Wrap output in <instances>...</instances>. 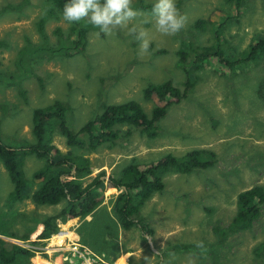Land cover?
I'll use <instances>...</instances> for the list:
<instances>
[{"label": "rangeland", "instance_id": "1", "mask_svg": "<svg viewBox=\"0 0 264 264\" xmlns=\"http://www.w3.org/2000/svg\"><path fill=\"white\" fill-rule=\"evenodd\" d=\"M20 1L0 0V40L7 44L0 50V73L11 75V79L26 40L32 44L40 41L34 21L41 13V0H30L21 13L1 14L5 5H17ZM152 3L153 0H133L134 9L141 15L132 22L148 29L152 39L150 56L139 55V43L124 28L106 35L86 21L67 23L61 15L54 22H47L44 28L47 46L56 47L58 37L71 44L76 35L70 29L81 26L86 27L84 48L72 56L44 55L39 65L34 63L35 77L21 80L26 102L13 86L0 84V129L18 142V137L30 139L32 109L57 100L70 107L66 124L75 132L93 115L100 114L103 105L132 100L148 113L151 103L143 99L146 87L169 77L175 86L181 87L183 74L176 66L174 50L185 27L174 36L161 35L155 29L151 13L138 9L140 4H149L151 8ZM238 4L225 0H176L177 8L187 18L186 28L198 18L218 13L215 16L223 24V32L217 45L235 49V54L225 56L226 61H239V53L251 36L264 35V0H240ZM194 35L191 43H211L209 33ZM230 70V75L221 71L211 75L208 68L196 73L201 78L185 99L167 109L158 123L160 135L154 140L133 129L129 137L119 139L111 148L102 147L87 155L90 174L86 179H90L101 171L105 177H116L117 171L132 159L137 164H146L163 154L180 157L194 149L214 154L215 163L210 168L164 177L162 191L154 194L139 213L150 235L143 234L138 227L121 230V244L110 239L106 249L89 240L97 247L93 252L104 262L116 264L123 258V264H128V259H131L129 264H189L190 260L192 264H264V203L251 229L233 234L222 244L212 232L214 227L224 229L228 225L239 192L254 186L264 187V157H259L264 155V88H258L264 87V61L248 65L247 71L240 63ZM63 141L54 134L53 143L61 151L66 150ZM42 164L34 156H26L21 162L23 178L30 182L31 174ZM7 188L10 183L0 166V211L6 210L3 198ZM110 190L105 191L103 203L94 210L96 216L100 210L109 208L112 195L118 193ZM34 206L29 198L15 203L12 210L16 219L8 232L26 234L43 218L56 214L64 203ZM62 226L58 225L57 229ZM85 226L79 219L69 223L61 229L57 241L64 236L75 239L72 233L84 235ZM72 228L71 233L68 230ZM198 241H203L206 250L196 248ZM259 244L263 246L258 247ZM175 247L190 249L175 251ZM255 253L260 256L255 257ZM28 264L46 262L36 257Z\"/></svg>", "mask_w": 264, "mask_h": 264}, {"label": "trees", "instance_id": "2", "mask_svg": "<svg viewBox=\"0 0 264 264\" xmlns=\"http://www.w3.org/2000/svg\"><path fill=\"white\" fill-rule=\"evenodd\" d=\"M225 1L227 3L234 1L237 6L240 2V0ZM66 2L67 0H41V13L34 21L40 41L32 44L26 40L19 57L16 58V71L12 75L14 79H11L9 74L0 73V84L6 87L13 86L24 102H26V90L21 86V80L28 76L35 77L34 63L35 66L39 65L44 55L59 53L72 56L84 48L86 27L81 26L70 29V33L76 35L75 40H70L71 44H65V39L62 38L60 41V37L56 47L46 44L45 24L54 22L55 18L62 14ZM29 3L30 0H21L17 5H5L1 8V14L21 13ZM149 8V4L138 6L142 11ZM45 9H47L46 14H44ZM216 14L218 13L198 18L189 25V28L180 32L174 56L177 59L176 66L183 74L181 87L175 86L170 77L146 87L143 90V99L151 103L148 113L132 100L121 104L103 105L100 114L93 115L77 131L72 132L66 124L70 107L54 100L51 105L32 110L29 119L30 139L19 137L18 142L12 136H0V166L10 183V188H7L8 191L3 198V206L6 210L0 211V236L23 241L33 238L44 239L57 230V222L74 218L83 220L87 215L91 216L92 220L83 221L86 226L82 232L85 234L80 232L78 235L80 241L93 250L97 247H94L89 240L99 243V247L103 249L109 247L110 239L116 243L118 230L116 222L123 230L139 226L143 234L150 235L148 226L139 216L144 203L152 195L162 191L164 177L171 174H189L196 169L204 170L212 167L215 163L213 152L194 149L180 157L167 153L146 164H137L132 159L117 171L116 177L109 175L105 177V173L101 171L90 179H86L90 174V160L87 155L102 147L111 148L119 139L129 137L133 129H137L147 139L157 138L160 135L158 123L165 116L167 109L186 98L200 77L196 73L206 67L214 74L228 72L230 75V69L237 63L245 66L258 65L264 61V35L261 33L251 36L245 49L239 53L241 55L239 61L233 59L225 61V56L228 53L235 54V49L217 45L221 39L223 24L217 20ZM58 33L59 29L56 27L55 34ZM195 33H198V36L209 33L211 43L209 45L191 43ZM6 45L4 40H0V50ZM123 126L126 129L120 130ZM54 134L63 138L65 151H61L53 143ZM26 156H34L43 163L31 174L30 182L23 178L21 169L22 159ZM259 157L264 155L259 154ZM109 189L118 191L111 205L115 219L107 218L112 232L109 231V224L105 221V214L101 211L98 216L94 214V210L103 200L104 192ZM25 198H29L35 206H57L61 202L64 206L56 214L43 218L38 226L33 227L26 234L18 236L8 232V227L16 219V214L12 210L13 205L22 202ZM235 201V212L228 225L224 229L216 227L212 229L219 244L233 234L251 229L253 222L258 219L259 207L264 203V187L254 186L239 192ZM36 231L37 233L33 235ZM262 246L263 244L258 245V247ZM189 249V247H175V251L186 252ZM97 252L103 254L102 250ZM258 256L260 254L255 253V257ZM30 257L31 254L27 250L6 243L0 238V264H28Z\"/></svg>", "mask_w": 264, "mask_h": 264}, {"label": "clouds", "instance_id": "3", "mask_svg": "<svg viewBox=\"0 0 264 264\" xmlns=\"http://www.w3.org/2000/svg\"><path fill=\"white\" fill-rule=\"evenodd\" d=\"M233 4L237 6L234 3V1ZM149 9H151V11ZM149 9L147 11L151 13L154 19L155 29L161 35L174 36L178 34L184 27L185 29H187L185 26L187 22V18L177 8L176 0H153L152 6ZM46 11L47 9H45L44 14H46ZM61 15L63 20L67 23L73 24V23H80L81 21H86L88 24L92 25L94 28L99 29L100 32L106 35H111L113 31L118 28L127 29L128 34L133 35L136 41L139 43V55L140 56L151 55L150 47H151L152 39L149 35L148 29L142 26L138 27L136 24L132 23L141 15L140 12L134 9L133 0H67V2L63 6V11ZM227 55H229V53ZM247 66L248 65L244 66V68H246V71H247ZM225 73L228 74V72ZM210 74L216 75L212 72ZM5 135L7 134L0 129V136H5ZM117 194H113L111 199L114 200ZM103 200L101 204L103 203ZM100 205L95 210H97L100 207ZM111 205L109 206L108 209L100 210L105 214V221L107 224H109L110 232H112V228L110 223L107 221V218L115 219L111 211ZM34 207H38V206H34ZM70 220L78 221L77 218ZM70 220H66L65 222H57V228L58 225H63V226L44 239L33 238L23 241L15 238L4 237V236H0V238L6 243L16 245L25 250L31 247V245L39 246V250L41 251V253L40 254L35 253L33 257L29 258V261L36 257H40L41 261L46 262V264H54L56 260L57 263L60 264H73L72 262L74 261L77 264H81L83 262V259L77 257V253H81L84 255V259L87 260L86 264H108L104 262L100 257H98L93 252L92 248H90L87 245H84L80 241L78 235L72 233L73 228L68 231H70L73 234V236H75V239L73 238L72 240H69L67 239L69 236H64L60 238L59 241H57L58 240L57 236L62 235V233H60L61 229L63 227L66 228V225L69 224L68 221ZM91 220L92 217L89 215H87L83 219V221L86 222H89ZM116 225L118 227V230L116 232V243L121 244L120 231L123 229L119 227L117 222ZM133 227H139V226H133ZM195 246L198 249L206 250L203 241L196 242ZM189 264H192L191 260L189 261Z\"/></svg>", "mask_w": 264, "mask_h": 264}, {"label": "flooded vegetation", "instance_id": "4", "mask_svg": "<svg viewBox=\"0 0 264 264\" xmlns=\"http://www.w3.org/2000/svg\"><path fill=\"white\" fill-rule=\"evenodd\" d=\"M27 251L31 254V257H33L35 253H41V251L39 250V246L37 245H31V247H29Z\"/></svg>", "mask_w": 264, "mask_h": 264}, {"label": "crops", "instance_id": "5", "mask_svg": "<svg viewBox=\"0 0 264 264\" xmlns=\"http://www.w3.org/2000/svg\"><path fill=\"white\" fill-rule=\"evenodd\" d=\"M114 191V190H113ZM109 192H112V190H110ZM74 221L75 220H70V221H68L69 223H74ZM125 257L127 256V254L126 255H124ZM130 260L131 259H129L128 261H127V263H129L130 262ZM120 264H123V258L120 260V261H118ZM118 262L116 263V264H118ZM54 264H60V263H57V260L54 262Z\"/></svg>", "mask_w": 264, "mask_h": 264}, {"label": "built area", "instance_id": "6", "mask_svg": "<svg viewBox=\"0 0 264 264\" xmlns=\"http://www.w3.org/2000/svg\"><path fill=\"white\" fill-rule=\"evenodd\" d=\"M77 257L83 259V262H82L81 264H86V261H87V260L84 259V255H83V254H81V253H77Z\"/></svg>", "mask_w": 264, "mask_h": 264}, {"label": "bare ground", "instance_id": "7", "mask_svg": "<svg viewBox=\"0 0 264 264\" xmlns=\"http://www.w3.org/2000/svg\"><path fill=\"white\" fill-rule=\"evenodd\" d=\"M120 264V263H119Z\"/></svg>", "mask_w": 264, "mask_h": 264}]
</instances>
